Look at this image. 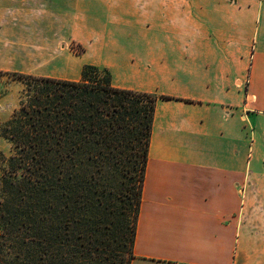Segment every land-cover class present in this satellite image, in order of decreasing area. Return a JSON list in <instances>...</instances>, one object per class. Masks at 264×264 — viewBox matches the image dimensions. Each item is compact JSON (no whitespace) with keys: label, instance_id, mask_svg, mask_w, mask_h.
<instances>
[{"label":"crops","instance_id":"0c3cea01","mask_svg":"<svg viewBox=\"0 0 264 264\" xmlns=\"http://www.w3.org/2000/svg\"><path fill=\"white\" fill-rule=\"evenodd\" d=\"M176 1L109 0L77 31L68 0L55 7L68 18L48 25L101 51L78 67L168 96L155 106L130 264H264V0ZM36 2L0 0V67L20 50L43 58ZM51 41L58 53L60 35Z\"/></svg>","mask_w":264,"mask_h":264},{"label":"trees","instance_id":"16d2710c","mask_svg":"<svg viewBox=\"0 0 264 264\" xmlns=\"http://www.w3.org/2000/svg\"><path fill=\"white\" fill-rule=\"evenodd\" d=\"M25 83L2 126L0 264H130L157 95L117 87L108 68ZM5 156L0 152L1 163Z\"/></svg>","mask_w":264,"mask_h":264},{"label":"rangeland","instance_id":"374dc122","mask_svg":"<svg viewBox=\"0 0 264 264\" xmlns=\"http://www.w3.org/2000/svg\"><path fill=\"white\" fill-rule=\"evenodd\" d=\"M30 1L27 0V3L30 4ZM109 0H70V5L75 7V16L73 18H68L67 12L63 10L56 11L55 7L58 5H64L68 3V0H35L37 5H41V13L39 17L42 19V25L38 27L39 30H42L44 33L43 46L44 53L43 58L35 59L38 57L39 53L36 52H20L16 53L18 58L14 59L12 62H8L7 66L0 67V152L5 156L4 161L1 163L0 169V195L2 194V186H1V172L2 167L7 166V160L9 156L13 153V145L9 139H7L2 134V126L4 123L12 116L14 110L18 108L20 101L23 97L25 83L21 78L14 77V73H23V74H31L36 76H50V77H75L76 71L79 70L80 74L82 68L85 64H80L81 67L77 66V63L83 62V55L91 58L93 56V51L90 50L88 44L81 42L77 38H74L73 34L70 33L67 26L63 28V26H59L56 28H52L51 25H48L52 20L53 14L59 16V19L64 21L68 18L69 20L74 21L75 28L78 31L83 28V20L85 18H92V20H98L101 17V14L105 16V12L101 11V7H105V3ZM113 1V0H111ZM121 1V0H118ZM147 1V0H144ZM182 1V5L184 7H192V1L194 0H179ZM173 3H176V0H172ZM117 6V5H116ZM87 7L91 8L90 11H86ZM142 9V5L140 6ZM31 17L32 14H29ZM72 16V13H71ZM107 16L110 14L107 12ZM113 14H111V19H114ZM95 22V21H93ZM99 29L100 27H94ZM30 33L33 28L30 25L26 28ZM60 35V51L57 53L56 51H52V41L51 38L55 34ZM63 43V44H62ZM24 49V48H22ZM56 50V49H55ZM33 53V54H32ZM101 51L99 50L93 59L98 58L97 55ZM54 55L55 58H52ZM52 56V57H51Z\"/></svg>","mask_w":264,"mask_h":264}]
</instances>
